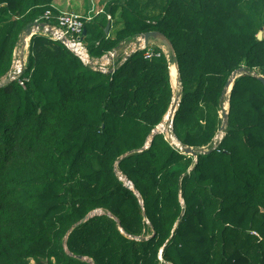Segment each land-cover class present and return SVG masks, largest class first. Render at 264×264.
Instances as JSON below:
<instances>
[{
  "label": "trees",
  "instance_id": "trees-1",
  "mask_svg": "<svg viewBox=\"0 0 264 264\" xmlns=\"http://www.w3.org/2000/svg\"><path fill=\"white\" fill-rule=\"evenodd\" d=\"M52 3L0 0V79L25 29L58 15ZM105 10L84 24L89 55L160 33L181 88L172 134L196 157L152 135L173 98L162 53L138 51L103 74L32 36L28 82L0 88V264H264V0H111ZM241 68L215 147L224 87Z\"/></svg>",
  "mask_w": 264,
  "mask_h": 264
},
{
  "label": "built area",
  "instance_id": "built-area-1",
  "mask_svg": "<svg viewBox=\"0 0 264 264\" xmlns=\"http://www.w3.org/2000/svg\"><path fill=\"white\" fill-rule=\"evenodd\" d=\"M106 19L111 21L109 15H106ZM90 21L91 18H83L74 12H58V15L52 16L50 11H46L43 16L31 24V34L27 38L30 40L34 35H41L51 41L59 42L83 65L103 74L113 72L116 69L115 65H121L126 58L138 51H143V57L146 60L160 57L161 53L166 56L161 48H158L159 50L157 51L154 48H148V45L144 46L139 36L134 42L129 43L122 49H113L107 51L99 58H93L89 55L87 45L84 43L85 36H83L84 24ZM27 38L24 37V39ZM19 42L13 50L11 67L5 78H9L10 82H17L20 87L24 88L25 83L28 82V78L24 77L27 67L28 48L22 45L19 49ZM258 76L264 78V70ZM169 123L171 128L172 119H170ZM221 139L222 137H220L219 142ZM173 146L177 147V145ZM214 146L216 147V145ZM178 149L181 150L180 148ZM159 260L162 261L160 257Z\"/></svg>",
  "mask_w": 264,
  "mask_h": 264
},
{
  "label": "rangeland",
  "instance_id": "rangeland-1",
  "mask_svg": "<svg viewBox=\"0 0 264 264\" xmlns=\"http://www.w3.org/2000/svg\"><path fill=\"white\" fill-rule=\"evenodd\" d=\"M56 3H62L64 2V0H55ZM111 0H70V8H69V12H74L76 14H78L79 16L83 17V18H91V23H99V21L101 19L104 18V15H105V5ZM147 0H142V2H146ZM73 7V8H72ZM71 10V11H70ZM116 18V21L117 22H114V25L113 27L110 29L111 33L112 34H116V32L121 28L120 25H118V23H121L120 20H119V12L116 13L115 15ZM10 19V18H9ZM264 32V31H263ZM25 35H24V32L21 34L20 36V39H19V49L20 47L23 45L27 46L28 48V44H29V40ZM26 40V42H25ZM25 43V44H24ZM84 43L87 44V37H84ZM161 48V47H167L165 45V43L161 42V41H158V40H150L149 43H148V48H157L158 49ZM164 48H161L162 50H164ZM18 49V50H19ZM167 50L170 52L171 54V60H173L174 58V55L172 53V50L170 49V47H167ZM166 57V56H165ZM3 79H5V77H3L2 79H0V82L3 81ZM180 87V84L178 83L177 87H173L172 86V92H173V98H172V101H171V105L169 106V109L165 115V117L163 118L162 122L155 128L154 131H156L155 133H159V134H163L165 140L167 142H169L171 145H177L174 146L176 148H180V146L178 145V141L177 139L174 138V135L172 134V127L170 128L169 126V121L170 119H167V115L169 113V110H170V107L173 105V100L176 98V97H180V90L181 88ZM180 100V99H179ZM227 103V104H225ZM226 105V107H225ZM225 108L226 111H228V102L227 100L223 99V103L221 105V110ZM221 110L219 111V117L221 119ZM222 120V119H221ZM221 126H222V122H221ZM220 126V127H221ZM220 127L214 137V140H213V143L214 145H217L219 144V139L220 137L223 138L224 136V131L221 132L220 131ZM125 182V180H123ZM103 214V211L102 210H96L94 211L93 213H91V215H101ZM160 256V255H159Z\"/></svg>",
  "mask_w": 264,
  "mask_h": 264
},
{
  "label": "water",
  "instance_id": "water-1",
  "mask_svg": "<svg viewBox=\"0 0 264 264\" xmlns=\"http://www.w3.org/2000/svg\"><path fill=\"white\" fill-rule=\"evenodd\" d=\"M108 31H109V23L106 25L105 34H108ZM263 31H264V27L262 29H260L259 32H258V34H257V39L258 40H261L262 39V33H263ZM30 34H31L30 26H28L25 29V31H24V35L26 37H29ZM85 35H86V32L84 30L83 31V36H85ZM140 39L142 40V43H143L144 46L148 45V43H149L150 40H158V41H161V42L165 43V45L167 47H170L168 41L160 33H157V32H147V33H144V34L140 35ZM170 49H171V47H170ZM243 73H245V70L243 68L239 69L237 72H235V73H233L231 75L230 79L225 84L224 92H223V97H225V99L227 100V102H229V94H230V91H231V88H232V85H233L234 80L236 78H238ZM257 79L264 85V78L258 76ZM9 82H10L9 78L3 79V81L0 82V88L3 87V86H5ZM179 99H180V97L178 96V97H176L173 100V105L170 107L169 113H168V115L166 117L167 119H172L173 120L174 114H175V112L177 110V107H178V104H179ZM227 118H228V111H226L225 108H223L221 110V119H222V126L220 127V131L221 132H223L225 130V128H226ZM155 132L156 131H153L152 132V135L155 134ZM149 142H150V140H149ZM149 142L147 143L146 147L149 145ZM178 145L180 146V149L183 151V153H185L187 155H191L193 157H196V153L191 148H184L180 144H178ZM124 183H125V185L129 189H133L132 186H131V184L128 181L125 180ZM92 216L93 215H91V214L88 215L80 223L85 222L89 217H92ZM159 255L161 256V252H160ZM79 259H81V258L79 257Z\"/></svg>",
  "mask_w": 264,
  "mask_h": 264
},
{
  "label": "bare ground",
  "instance_id": "bare-ground-1",
  "mask_svg": "<svg viewBox=\"0 0 264 264\" xmlns=\"http://www.w3.org/2000/svg\"><path fill=\"white\" fill-rule=\"evenodd\" d=\"M163 51L166 55V59L168 62L169 79H170L171 86L177 87V85H178V73H177L176 64L171 60L170 52L167 49H164Z\"/></svg>",
  "mask_w": 264,
  "mask_h": 264
},
{
  "label": "crops",
  "instance_id": "crops-1",
  "mask_svg": "<svg viewBox=\"0 0 264 264\" xmlns=\"http://www.w3.org/2000/svg\"><path fill=\"white\" fill-rule=\"evenodd\" d=\"M70 0H64V2L62 3H56L55 0H53V3H52V7L53 9H55L57 12H69V8H70ZM73 8V7H72ZM71 11V10H70ZM117 18V17H115ZM108 35L110 37H113L115 34H112L111 31L108 32ZM262 38H264V32L262 33ZM159 48V47H158ZM161 48H164V47H161ZM164 49H167V47H165ZM177 68V66H176ZM168 73H169V70H168ZM170 80V79H169ZM171 84V83H170ZM172 87V86H171Z\"/></svg>",
  "mask_w": 264,
  "mask_h": 264
}]
</instances>
